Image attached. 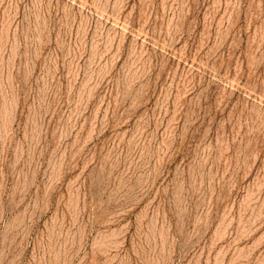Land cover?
<instances>
[{"label": "rangeland", "instance_id": "1", "mask_svg": "<svg viewBox=\"0 0 264 264\" xmlns=\"http://www.w3.org/2000/svg\"><path fill=\"white\" fill-rule=\"evenodd\" d=\"M0 264H264V0H0Z\"/></svg>", "mask_w": 264, "mask_h": 264}]
</instances>
